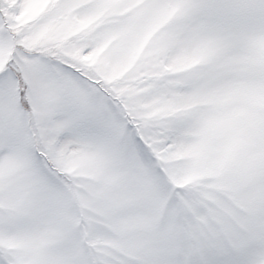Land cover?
I'll list each match as a JSON object with an SVG mask.
<instances>
[{
  "label": "snow or ice",
  "instance_id": "snow-or-ice-1",
  "mask_svg": "<svg viewBox=\"0 0 264 264\" xmlns=\"http://www.w3.org/2000/svg\"><path fill=\"white\" fill-rule=\"evenodd\" d=\"M0 264H264V0H0Z\"/></svg>",
  "mask_w": 264,
  "mask_h": 264
}]
</instances>
